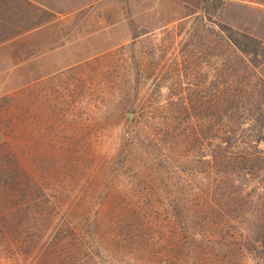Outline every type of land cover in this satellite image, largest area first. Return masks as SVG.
Here are the masks:
<instances>
[{"label": "rangeland", "instance_id": "1", "mask_svg": "<svg viewBox=\"0 0 264 264\" xmlns=\"http://www.w3.org/2000/svg\"><path fill=\"white\" fill-rule=\"evenodd\" d=\"M28 1L55 17L0 45L1 143L24 157L51 199L63 204L56 214L67 216V201H94L91 212L114 202L117 232L130 237L119 239L126 250L122 264H153L135 251L149 243L161 251L168 241L177 245L182 224L175 220L171 229L160 212L127 215L136 202L154 198V184L145 179L140 190L137 168L123 153L146 128L151 107L179 115L177 107L186 105L199 121L196 106L208 102L217 68L229 57L246 61L219 42L218 26L231 27L240 40H260L264 0ZM259 73L264 78V67ZM260 148L264 152V144ZM71 154L79 161L71 162ZM259 180L237 186L254 193ZM228 203V229L209 238L212 264H264V196ZM26 223L10 240L0 230V264H51L47 250L56 231Z\"/></svg>", "mask_w": 264, "mask_h": 264}, {"label": "trees", "instance_id": "2", "mask_svg": "<svg viewBox=\"0 0 264 264\" xmlns=\"http://www.w3.org/2000/svg\"><path fill=\"white\" fill-rule=\"evenodd\" d=\"M54 17L28 0H0V45L39 29ZM218 29L219 42L230 55L238 52L246 61L229 57L223 70L217 68L208 102L199 100L196 106L198 122H193L186 105L177 107L179 115L151 107L146 128L138 129L137 138L123 153L137 168L136 186L145 179L154 184V198L136 202L127 215L160 212L168 216L171 229L175 220L182 224L177 245L168 241L161 251L149 243L135 251L138 259L153 264L164 258L175 264H212L215 249L209 238L215 230L221 234L228 229V200L243 202L264 196V180H259L254 193L237 186L246 185L249 178L264 179L260 148L264 144V78L259 73L264 65V43L248 35H241L240 40L226 25ZM18 154L7 143L0 144V230L9 232L7 240L27 225L26 220H36L42 228L56 231L51 250H47L51 264L60 260L64 264H122L126 250L119 239L130 237L117 232L115 203L106 200L91 212L94 201H67V216L56 214L63 204L51 199L50 188H45ZM68 158L75 163L80 157L71 154ZM57 173L59 169H54Z\"/></svg>", "mask_w": 264, "mask_h": 264}, {"label": "crops", "instance_id": "3", "mask_svg": "<svg viewBox=\"0 0 264 264\" xmlns=\"http://www.w3.org/2000/svg\"><path fill=\"white\" fill-rule=\"evenodd\" d=\"M263 7H264V5H263ZM262 30H263V32L261 34H259L258 36H259V39L264 42V24L262 25ZM263 67H264V65L261 67L262 70H263ZM0 135H1V132H0ZM0 143H1V136H0Z\"/></svg>", "mask_w": 264, "mask_h": 264}, {"label": "water", "instance_id": "4", "mask_svg": "<svg viewBox=\"0 0 264 264\" xmlns=\"http://www.w3.org/2000/svg\"><path fill=\"white\" fill-rule=\"evenodd\" d=\"M134 117H135V114H134V113H129V114H128V119H129L130 121H133Z\"/></svg>", "mask_w": 264, "mask_h": 264}]
</instances>
